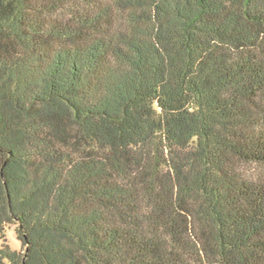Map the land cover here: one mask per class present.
Here are the masks:
<instances>
[{
	"label": "trees",
	"instance_id": "1",
	"mask_svg": "<svg viewBox=\"0 0 264 264\" xmlns=\"http://www.w3.org/2000/svg\"><path fill=\"white\" fill-rule=\"evenodd\" d=\"M0 239L264 264V0H0Z\"/></svg>",
	"mask_w": 264,
	"mask_h": 264
},
{
	"label": "rangeland",
	"instance_id": "2",
	"mask_svg": "<svg viewBox=\"0 0 264 264\" xmlns=\"http://www.w3.org/2000/svg\"><path fill=\"white\" fill-rule=\"evenodd\" d=\"M12 250H19L22 246L21 241L18 239L16 234V228L14 225H9L5 229V240ZM2 240L0 239V246Z\"/></svg>",
	"mask_w": 264,
	"mask_h": 264
},
{
	"label": "water",
	"instance_id": "3",
	"mask_svg": "<svg viewBox=\"0 0 264 264\" xmlns=\"http://www.w3.org/2000/svg\"><path fill=\"white\" fill-rule=\"evenodd\" d=\"M24 236V238H25V235H23ZM28 249V244H27V246H26V250Z\"/></svg>",
	"mask_w": 264,
	"mask_h": 264
}]
</instances>
